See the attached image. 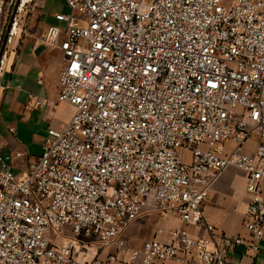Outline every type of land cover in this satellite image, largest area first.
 Masks as SVG:
<instances>
[{
    "label": "built area",
    "instance_id": "obj_1",
    "mask_svg": "<svg viewBox=\"0 0 264 264\" xmlns=\"http://www.w3.org/2000/svg\"><path fill=\"white\" fill-rule=\"evenodd\" d=\"M65 2L70 12L54 15L64 24L49 26L44 42L62 52L58 101L73 113L48 129L20 174L0 156V264H232L230 249L257 251L264 0ZM47 103L32 98L37 108ZM230 167L250 195L248 241L204 220L208 192ZM171 212L184 227L169 242L122 239L135 221ZM94 244L111 251L89 258Z\"/></svg>",
    "mask_w": 264,
    "mask_h": 264
},
{
    "label": "crops",
    "instance_id": "obj_2",
    "mask_svg": "<svg viewBox=\"0 0 264 264\" xmlns=\"http://www.w3.org/2000/svg\"><path fill=\"white\" fill-rule=\"evenodd\" d=\"M47 1L41 0L34 6L33 27L28 31L29 36L17 43L16 47L6 50L0 75V156L5 160L4 169L15 174L23 172L27 164L42 153L48 129L61 128L73 113L69 104L58 101L59 76L64 66L62 52L58 47L44 42V34L49 26L64 24L54 16L62 12L51 10L48 13L50 23L43 25L41 17ZM62 1L67 6L65 0ZM33 96L47 99V105L42 108L33 106ZM257 141V138L249 140L244 149L253 152ZM249 201L243 173L233 167L227 168L208 192L204 208L206 225L213 227L218 234L240 235L248 241L250 235L244 221ZM138 221L127 228L129 237L138 242L134 246L153 238L169 242V232L184 227L175 212L161 217L156 229L151 226L146 230L136 229L135 226L143 224ZM189 231L195 235L206 234L203 227H190ZM124 235L126 239V231ZM229 255L232 264H264V236L258 242L257 251L248 252L245 245H240L230 249ZM156 264L182 263L159 261Z\"/></svg>",
    "mask_w": 264,
    "mask_h": 264
},
{
    "label": "rangeland",
    "instance_id": "obj_3",
    "mask_svg": "<svg viewBox=\"0 0 264 264\" xmlns=\"http://www.w3.org/2000/svg\"><path fill=\"white\" fill-rule=\"evenodd\" d=\"M41 0H2V11L0 13V59L4 55L5 50H10L17 46L21 40L29 36V29L33 24V16L35 12V5ZM51 10H56L62 12L63 14H68L70 9L65 6L62 0H48L47 5L43 9V15L41 17V22L43 25L50 23V18L48 17V13ZM14 22H16V32L14 34H10L11 29L13 28ZM63 25V24H61ZM38 27V26H37ZM183 153V152H182ZM185 160L189 161V156L185 158ZM161 216H152L147 217L142 220H139L141 224L140 227L135 226L136 229L146 230L148 226H151L152 229H156ZM137 222V223H138ZM138 223V224H139ZM136 224V223H135ZM129 229L126 230V239H124L125 235L122 236L123 240L130 245H135L138 242L129 237ZM111 251V248L105 249V252L102 247L98 244H94L91 246L89 258H92L97 253L98 254H106Z\"/></svg>",
    "mask_w": 264,
    "mask_h": 264
},
{
    "label": "bare ground",
    "instance_id": "obj_4",
    "mask_svg": "<svg viewBox=\"0 0 264 264\" xmlns=\"http://www.w3.org/2000/svg\"><path fill=\"white\" fill-rule=\"evenodd\" d=\"M24 1H26V0H24ZM1 8H2V7H0V10H1Z\"/></svg>",
    "mask_w": 264,
    "mask_h": 264
},
{
    "label": "flooded vegetation",
    "instance_id": "obj_5",
    "mask_svg": "<svg viewBox=\"0 0 264 264\" xmlns=\"http://www.w3.org/2000/svg\"><path fill=\"white\" fill-rule=\"evenodd\" d=\"M5 52H6V50H5ZM1 56V55H0Z\"/></svg>",
    "mask_w": 264,
    "mask_h": 264
}]
</instances>
